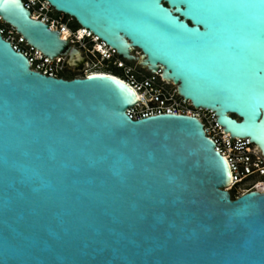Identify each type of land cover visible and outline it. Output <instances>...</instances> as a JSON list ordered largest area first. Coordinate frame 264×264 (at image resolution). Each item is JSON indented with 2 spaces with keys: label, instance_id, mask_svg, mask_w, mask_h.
Segmentation results:
<instances>
[{
  "label": "water",
  "instance_id": "water-1",
  "mask_svg": "<svg viewBox=\"0 0 264 264\" xmlns=\"http://www.w3.org/2000/svg\"><path fill=\"white\" fill-rule=\"evenodd\" d=\"M44 1L120 58L137 62L139 50L141 66L264 156L260 0ZM0 18L50 60H81L24 0H0ZM139 103L112 75L65 80L33 71L0 32V264L264 261V194L233 199L230 165L200 118L133 120L128 111Z\"/></svg>",
  "mask_w": 264,
  "mask_h": 264
},
{
  "label": "built area",
  "instance_id": "built-area-1",
  "mask_svg": "<svg viewBox=\"0 0 264 264\" xmlns=\"http://www.w3.org/2000/svg\"><path fill=\"white\" fill-rule=\"evenodd\" d=\"M24 2L26 7L31 10L33 18L49 24L51 30L60 31L61 35L64 33L65 29L71 30L73 34L70 42L71 46H75L79 49L82 52V55H84L85 52L92 56L97 55L99 64L113 61V63L117 65L118 62V66L121 69L129 71V73H133V70H131V67L128 68V65L134 63H130L120 58L116 50L102 42L90 31L81 27L73 31L68 24L75 22L73 18L58 13L48 2L44 0H24ZM50 14L56 15L57 19L51 18L50 20ZM66 18L68 19L67 22H65ZM0 22L3 23L1 18ZM11 29L19 36L18 43L27 45L24 38L19 35L15 29L12 27ZM0 32L3 36L5 35L3 30H0ZM80 32L84 33L82 39H80L79 36ZM5 39L12 43L15 51L25 54L31 62V69L33 71L39 72L48 77L63 79V66H68L65 60L66 58L58 57L50 60L33 47H29L27 45L28 50L22 49L20 45H17L11 39ZM86 43H90L89 46L91 45L92 47L89 48L85 46ZM139 67L141 68V66ZM148 73L150 74V77H145V79L140 83L136 82L133 77V80L128 79L125 81L141 94L139 95L140 103L128 111L131 119L140 120L150 116L162 114L189 115L196 116L201 119V117L197 115V111L192 108L190 102L183 100L179 96L177 86L165 81L162 78L161 72L156 74H152L150 72ZM85 77H88V75ZM157 81L160 82V85L156 84ZM178 100H181V104L190 106L191 109L182 111L177 106ZM202 112L208 114L212 125L211 128L206 127L207 135L216 142L217 150L226 158L230 165L232 172V185L230 188L231 190L239 189L240 191L236 199L251 192L264 194V156L262 155L260 149L254 146L249 140L232 139L231 136L226 134L217 124L216 116L212 112Z\"/></svg>",
  "mask_w": 264,
  "mask_h": 264
},
{
  "label": "rangeland",
  "instance_id": "rangeland-1",
  "mask_svg": "<svg viewBox=\"0 0 264 264\" xmlns=\"http://www.w3.org/2000/svg\"><path fill=\"white\" fill-rule=\"evenodd\" d=\"M51 18H56L57 16L54 14H50V20ZM68 19H65V22H67ZM69 26L71 27V29L73 31H75L79 26L75 23V22H71L68 23ZM0 30H3L5 33V38H9L12 41H14L17 45H20V47L22 49H26L28 50V46L25 44H19V36L16 35L10 26L0 22ZM90 43H86L85 46L91 48L92 46L90 45ZM140 53L142 55V53L140 51H137L136 54ZM94 54V53H92ZM139 56V54H138ZM131 67V70H133V73H129V71L121 69L118 66V62L117 65L115 63L112 62H104L101 64L98 63V56H92L89 53L85 52V54L83 55V58H81V60L78 62V64L74 67H69V66H63V73L62 76L65 75H77L78 77H85L89 72H93V71H103L109 74H113V75H117L118 77H121L125 80H134L136 82H142L145 77H150V74L148 73V71L141 69L136 63L134 64H130L128 65V68ZM132 72V71H131ZM133 77V78H132ZM158 85H160V82L157 81ZM177 106L182 110V111H186V110H190V106L188 105H184L181 104V100L177 101ZM201 117V120L204 122L205 126L208 128H211V122L209 119L208 114H206L205 112L200 111L198 113ZM239 189H233L230 190V193L234 196V197H238L239 195Z\"/></svg>",
  "mask_w": 264,
  "mask_h": 264
},
{
  "label": "snow or ice",
  "instance_id": "snow-or-ice-1",
  "mask_svg": "<svg viewBox=\"0 0 264 264\" xmlns=\"http://www.w3.org/2000/svg\"><path fill=\"white\" fill-rule=\"evenodd\" d=\"M18 0H5L6 4H14L17 3ZM261 4L264 5V0H260ZM205 7L209 8H217V9H222V8H256L255 4H240V5H222V4H210V5H205ZM90 79H94L93 77H90ZM58 104H53V107H57ZM45 135H54L53 131L50 129L44 133ZM151 134L146 133L145 134V139L147 140L150 137ZM59 142L63 143V139H61ZM3 214L5 218L8 216V214L12 211V209L8 206L7 202L5 203L3 209ZM261 264H264V261L261 262Z\"/></svg>",
  "mask_w": 264,
  "mask_h": 264
},
{
  "label": "bare ground",
  "instance_id": "bare-ground-1",
  "mask_svg": "<svg viewBox=\"0 0 264 264\" xmlns=\"http://www.w3.org/2000/svg\"><path fill=\"white\" fill-rule=\"evenodd\" d=\"M72 31L71 30H69V29H65V31H64V33L61 35V37H62V39L63 40H65V41H69V42H71V37H72ZM79 36H80V39H82V37L84 36V33L83 32H80V34H79ZM28 45V44H27ZM29 46V45H28ZM29 47H31V46H29ZM70 47H72V48H74V49H77L75 46H71V43H70ZM100 49V48H99ZM36 50V49H35ZM77 50H79V49H77ZM80 51V50H79ZM137 51H139V50H137V49H135V50H133V52H132V55H134L135 57H137L138 58V63L137 62H134V63H136L137 65H139V66H141L140 65V63L142 62V58H141V54L140 53H138L139 54V56H138V54H136V52ZM81 52V51H80ZM81 55H82V52H81ZM82 58H83V55H82ZM66 62H68L69 61V58H67L66 57ZM102 65V64H101ZM141 68L142 69H146L145 67H143V66H141ZM147 71H148V69H146ZM149 72V71H148ZM88 76H91V75H113V74H109V73H106V72H100V71H93V72H89L88 74H87ZM119 79H121V80H123V81H127V80H125V79H123V78H121V77H118ZM166 81V80H165ZM167 82H169V83H171V84H173L172 82H170V81H167ZM139 95H141L140 93H138ZM195 110V109H194ZM197 111V115L198 116H200L198 113L201 111V110H196ZM228 190H231V188L229 187L228 188Z\"/></svg>",
  "mask_w": 264,
  "mask_h": 264
},
{
  "label": "trees",
  "instance_id": "trees-1",
  "mask_svg": "<svg viewBox=\"0 0 264 264\" xmlns=\"http://www.w3.org/2000/svg\"><path fill=\"white\" fill-rule=\"evenodd\" d=\"M75 23L77 24V22L75 21ZM78 25V24H77ZM79 26V25H78ZM80 27V26H79ZM78 27V28H79ZM112 76H114V77H117L118 78V76L117 75H112ZM78 76L77 75H65V76H62V78L63 79H65V80H73V79H75V78H77ZM232 195V194H231ZM232 197H233V199H236V197H234L233 195H232Z\"/></svg>",
  "mask_w": 264,
  "mask_h": 264
}]
</instances>
